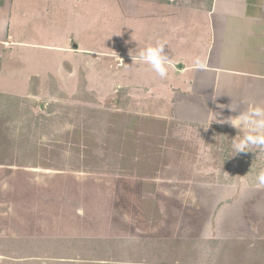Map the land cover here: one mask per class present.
<instances>
[{"label": "rangeland", "instance_id": "obj_1", "mask_svg": "<svg viewBox=\"0 0 264 264\" xmlns=\"http://www.w3.org/2000/svg\"><path fill=\"white\" fill-rule=\"evenodd\" d=\"M15 1L12 31L34 47L0 69V264H264V150L238 153L246 130L164 118L121 87L160 20L191 27L210 0ZM131 116L165 128L137 133L153 152L126 172Z\"/></svg>", "mask_w": 264, "mask_h": 264}, {"label": "crops", "instance_id": "obj_2", "mask_svg": "<svg viewBox=\"0 0 264 264\" xmlns=\"http://www.w3.org/2000/svg\"><path fill=\"white\" fill-rule=\"evenodd\" d=\"M17 10L15 0H3L0 5V69L5 67L7 53L34 47L16 40L12 25ZM20 17L23 21L25 15ZM162 23L158 22L147 42L164 44L173 66L162 79L150 65L137 61L149 68L142 76L126 65L133 62L131 56L126 57L121 61V87L130 92L129 97L133 91L137 99L148 101L158 111L168 109L158 113L164 118L231 131L239 130L222 121L250 107L264 108V0H210L191 27L171 28L170 22V28L162 29ZM17 28L18 24L16 33ZM162 30L169 39L164 40Z\"/></svg>", "mask_w": 264, "mask_h": 264}, {"label": "clouds", "instance_id": "obj_3", "mask_svg": "<svg viewBox=\"0 0 264 264\" xmlns=\"http://www.w3.org/2000/svg\"><path fill=\"white\" fill-rule=\"evenodd\" d=\"M135 55H132L133 64L137 61L151 66L162 79L168 77L169 69L172 65V58L165 53V47L162 44L149 46L144 49H138ZM199 64V60L195 61ZM232 108V106H231ZM233 111H235L232 108ZM231 126L247 130L243 138L233 140V149L238 152H249L251 148L257 147L264 150V108L250 107L248 111L241 112L236 117H230L226 121ZM258 183L264 185V171L257 177Z\"/></svg>", "mask_w": 264, "mask_h": 264}, {"label": "trees", "instance_id": "obj_4", "mask_svg": "<svg viewBox=\"0 0 264 264\" xmlns=\"http://www.w3.org/2000/svg\"><path fill=\"white\" fill-rule=\"evenodd\" d=\"M3 3V0H0V5H2ZM162 3H166V1H163ZM115 115V116H114ZM110 116H113V117H116L117 119H123L124 116L120 115V114H113V115H110ZM141 119L139 116H131L128 120L130 122H126V129H127V132H130V133H135L134 134V138H135V141H134V138L132 136H130V134H126L125 137L127 140L126 142H123L124 145H119L121 148H119L121 151H119L120 154L124 155L126 151L130 152L129 156H133L134 158L128 160V158L122 160V164H121V168H122V171H126V172H130V171H133L135 170V168L140 165L142 167H146V163L143 162L144 160H142V157H144V155H149L152 151V147H147V146H142L141 144L137 143L138 141L136 140V136H137V133L140 131L142 132H149V133H155V131L158 129H161V132L164 133V128L165 127H151V123H158L159 125L163 126V122L162 121H146V122H143L144 123V126L145 127H138L137 123L140 122L141 123ZM143 121V120H142ZM137 127H135L136 125ZM149 124H150V127H149ZM139 128L141 130H139ZM79 132V131H78ZM157 134V133H156ZM159 134V133H158ZM88 136V134H87ZM90 140V139H89ZM92 141V140H91ZM124 148V149H123ZM141 150H143V154L144 155H141V153L138 154V152H140ZM86 153V152H85ZM91 154L92 152L89 150L87 151V153L85 154V166L89 165V161H88V158L91 157ZM141 156V157H140ZM138 159V160H137ZM147 160H149L148 158H146ZM153 164V163H152ZM148 166V165H147ZM135 172V171H134ZM138 172V171H136ZM132 174V173H131ZM138 175V173H137ZM211 245L212 248L216 247L218 244H220V242L218 240H212L210 242H208V245ZM65 263H69L70 262H65ZM151 264V263H149Z\"/></svg>", "mask_w": 264, "mask_h": 264}]
</instances>
